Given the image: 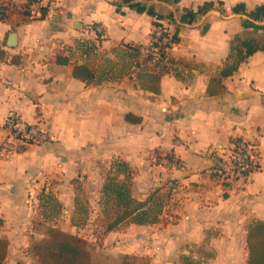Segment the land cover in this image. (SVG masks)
I'll return each instance as SVG.
<instances>
[{
	"label": "crops",
	"instance_id": "1",
	"mask_svg": "<svg viewBox=\"0 0 264 264\" xmlns=\"http://www.w3.org/2000/svg\"><path fill=\"white\" fill-rule=\"evenodd\" d=\"M0 1L20 11L25 2ZM42 2L44 15L12 11L0 20V130L11 111L28 122L43 119L51 136L0 156V231L8 235L10 223L25 221L27 203L36 207L39 190L50 183L59 201L75 208L73 178L97 195L95 215L102 217L105 174L120 158L131 168V195L145 200L157 190L161 211L155 222L123 221L104 232L101 247L147 256L150 264H245L247 225L264 220V47L221 78L223 90L208 93L207 84L237 33H264V0ZM90 22L102 33L86 31ZM156 26L177 37L157 92L140 87L135 76L139 49ZM83 40L93 53L78 45ZM56 54L68 63H57ZM83 62L98 80L72 75ZM236 137L256 144L259 167L221 185L205 171L208 154ZM166 153L183 166L164 162ZM167 178L177 181L174 189L163 187Z\"/></svg>",
	"mask_w": 264,
	"mask_h": 264
},
{
	"label": "trees",
	"instance_id": "2",
	"mask_svg": "<svg viewBox=\"0 0 264 264\" xmlns=\"http://www.w3.org/2000/svg\"><path fill=\"white\" fill-rule=\"evenodd\" d=\"M3 1H0L2 4ZM42 14L46 12V6H42ZM15 12L29 13L28 10L13 8ZM176 36L170 35V41L175 42ZM89 43V42H88ZM82 42L78 43L81 47ZM130 46V45H128ZM138 46H130L137 55ZM264 47V39H259L249 30L237 33L231 41L230 50L221 66L219 73L210 76L207 84V92L215 93L225 87L221 82L223 76L231 74L238 65L251 53ZM94 45L88 44L85 52H94ZM168 58V57H167ZM151 56L142 58L141 66L135 70V76L140 87L152 91H159V78L163 71H168L169 66L165 60H159L151 66L147 63ZM55 61L66 64L68 56L56 54ZM170 61V57H169ZM137 64V62H136ZM159 65V70L155 66ZM72 75L84 81L95 79L94 69L86 62L75 63L72 68ZM22 149V148H21ZM120 175H122L120 177ZM131 168L122 159L115 158L111 162L109 171L105 174L102 191V219L103 232L116 228L123 221L136 223H150L158 220V213L161 211V200L157 196V190L153 191L145 200H137L131 195ZM83 212V208L79 209ZM85 211V210H84ZM77 222H73L76 224ZM3 225V218L0 217V227ZM48 236L39 239L34 243L32 252L36 255L39 264H112L102 255L94 251L92 245L82 236L68 232L56 226H50L47 230ZM247 258L246 264H264V220H253L247 225L245 236ZM8 247L6 236H0V264L5 258ZM14 264H24L16 261ZM119 264H150L147 256H136L122 254Z\"/></svg>",
	"mask_w": 264,
	"mask_h": 264
},
{
	"label": "built area",
	"instance_id": "3",
	"mask_svg": "<svg viewBox=\"0 0 264 264\" xmlns=\"http://www.w3.org/2000/svg\"><path fill=\"white\" fill-rule=\"evenodd\" d=\"M42 6L45 4L42 0H25L22 10H28L30 15L42 14ZM14 6L8 3L0 4V20H5L12 13ZM86 31H92L96 34L102 33L103 29L100 24L86 23L84 26ZM164 30V29H163ZM169 40L167 44L166 41ZM81 48L88 49V41H81ZM150 42L151 49L139 50L143 51L144 56L148 54L152 61L163 60L167 54V48L170 43L168 34L162 35V27L156 26L147 43ZM144 47V46H143ZM1 127L5 132L3 140H0V156L10 154L15 147H25L31 144H40L41 142L50 138V134L43 119L37 118L34 121L28 122L21 119L14 112H8L1 123ZM162 160L173 166H183V161L176 158L173 154L166 153ZM259 167V151L257 146L252 141L236 137L224 146H215L208 154V164L205 171L209 176L218 179L221 185L233 182L236 178H242L249 172ZM157 182L155 186H158ZM177 181L172 178H167L164 181L163 187L166 189H174ZM161 186V185H160Z\"/></svg>",
	"mask_w": 264,
	"mask_h": 264
},
{
	"label": "rangeland",
	"instance_id": "4",
	"mask_svg": "<svg viewBox=\"0 0 264 264\" xmlns=\"http://www.w3.org/2000/svg\"><path fill=\"white\" fill-rule=\"evenodd\" d=\"M166 34L169 35V33L165 29L163 30L162 27V35H166ZM257 37L260 40L264 39V33L262 35H258ZM166 43L168 44L169 40H167ZM128 47L130 48V46ZM143 48H145L144 50L147 49L150 50L151 49L150 42L144 45ZM166 50H168V48ZM143 57L145 56L143 55L142 58ZM167 57L168 55L166 54L165 58L167 59ZM155 62L157 61L149 60L147 63L151 66ZM4 136H5V132L2 129V131L0 130V140H3ZM16 150L20 151L21 147L17 146L13 151ZM4 156L6 155L5 154L1 155V157ZM72 183L75 192V195L73 196L74 197L73 205L75 206V208H72L71 204L67 205L64 202L59 201V199L57 198V191L55 192V190L53 189L50 183L49 185H44V187L39 190V194H38L39 197H37V200L36 199L34 200L36 207L33 206L31 207V201L27 203L30 213H29V217L25 218V221L22 219L20 222L10 223L12 229H7L10 232V234L7 233L8 235L3 234L0 231V236H6L7 239L10 238V240H8L9 247H7L6 256L2 260L1 264H14L16 261H21L24 264H39L36 255L31 250L35 242H37L41 238H44L45 236H48L47 230L50 226H56L61 229L62 227L71 228L72 233H76L84 237L89 242V244L92 245L94 251L97 254L102 255L107 259L110 257L107 260L108 262L112 264L120 263L121 255L119 254L114 255L110 253V251H106V249L101 247L102 244L101 239L103 237L102 235L104 232L102 231L103 230V225L101 223L102 217L95 215L96 213L95 209L97 205V195L94 194V196L93 195L91 196L92 194L91 188L89 187L88 189L87 187H85L82 184L81 179L73 178ZM98 198L100 203L103 204L102 194ZM69 207H71L70 209H72L71 212L68 211ZM80 207L86 208V211L81 212L79 210ZM63 208L65 210H63ZM69 215H70V220H68ZM73 222H77V223L73 224ZM100 225L102 227H99ZM19 229H21L22 231L18 232ZM23 229H25L26 232H24ZM83 235H85L87 238ZM93 237L95 238L94 240Z\"/></svg>",
	"mask_w": 264,
	"mask_h": 264
},
{
	"label": "water",
	"instance_id": "5",
	"mask_svg": "<svg viewBox=\"0 0 264 264\" xmlns=\"http://www.w3.org/2000/svg\"><path fill=\"white\" fill-rule=\"evenodd\" d=\"M15 37H16V34L15 32H11L9 35H8V41H7V44L9 46H12L15 44Z\"/></svg>",
	"mask_w": 264,
	"mask_h": 264
}]
</instances>
